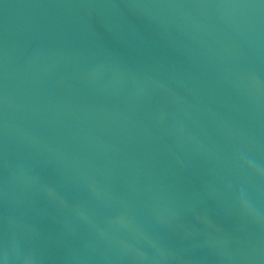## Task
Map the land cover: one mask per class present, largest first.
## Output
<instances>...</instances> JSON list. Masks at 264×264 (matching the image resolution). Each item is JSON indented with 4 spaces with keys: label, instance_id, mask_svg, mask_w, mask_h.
<instances>
[{
    "label": "water",
    "instance_id": "obj_1",
    "mask_svg": "<svg viewBox=\"0 0 264 264\" xmlns=\"http://www.w3.org/2000/svg\"><path fill=\"white\" fill-rule=\"evenodd\" d=\"M0 264H264V0H0Z\"/></svg>",
    "mask_w": 264,
    "mask_h": 264
}]
</instances>
